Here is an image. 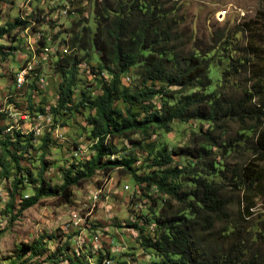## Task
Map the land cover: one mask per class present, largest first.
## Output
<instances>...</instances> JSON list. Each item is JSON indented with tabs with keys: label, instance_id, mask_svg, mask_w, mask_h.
I'll return each mask as SVG.
<instances>
[{
	"label": "trees",
	"instance_id": "1",
	"mask_svg": "<svg viewBox=\"0 0 264 264\" xmlns=\"http://www.w3.org/2000/svg\"><path fill=\"white\" fill-rule=\"evenodd\" d=\"M5 2L0 0V8ZM96 19L97 29L85 27L81 35L73 36L70 46L77 49L85 41L97 49L99 65L91 72L96 77L97 71L106 70L109 78L101 81L99 94L83 93L79 101V107L94 112L85 120L90 127L88 138L94 141V153L89 160L64 171L63 183L58 187H51L40 172L38 186L31 196L20 201L18 212L48 195L70 203L73 186L90 180L97 171L108 175L116 169L131 176L141 190H155L162 195L158 213L147 218L156 225L154 235L141 238L142 246L158 258L150 264H264V253L253 244L264 236V221L260 222L262 225L254 221L246 239L251 245L243 246L240 240L231 247H218L217 255L204 252L194 237L196 232L209 231L216 221L226 223L223 232L229 237V228L236 227L237 220L250 217L255 199L264 194V102L260 99L264 93V9L246 23L243 57L234 58L220 53L217 47L202 51L194 47L192 52L183 53L184 41L178 32L183 17L169 0H102ZM30 25L16 19L0 26V39L10 36L16 28L23 31ZM69 50L61 57L57 55L55 63V72L63 81L58 85L57 105L51 107L54 113L69 106L79 65L86 58ZM10 54L9 47L0 45V58ZM134 68L140 83L131 88L122 79ZM238 72L249 73L248 81L252 79L253 83L244 88L239 86L241 83H232V93L223 94L228 86L225 78ZM219 78L224 80L221 87L216 85L211 90L213 80ZM156 82L161 85L156 86ZM154 101H160V105ZM137 106L139 110L135 109ZM190 120L204 121L208 126L195 133L185 147L163 146L151 159L148 173L139 175L132 167L134 159L130 155L112 158L117 152L115 139L139 148L141 140H149L158 131H170L173 122ZM18 137L16 132L15 141L3 142L2 151L21 170L15 152L20 148L24 151L26 146L19 144ZM236 147L244 149L249 157L231 169L212 158L215 149H222L226 156ZM175 157H183L184 161H175ZM0 166L2 175L7 177L8 164L0 159ZM21 182L14 181V192ZM228 193L236 194V216L229 211L232 201ZM10 197L12 208L13 192ZM153 203L157 205L156 200ZM40 242L29 245L31 253H38ZM98 264H105L103 257Z\"/></svg>",
	"mask_w": 264,
	"mask_h": 264
},
{
	"label": "rangeland",
	"instance_id": "2",
	"mask_svg": "<svg viewBox=\"0 0 264 264\" xmlns=\"http://www.w3.org/2000/svg\"><path fill=\"white\" fill-rule=\"evenodd\" d=\"M101 1L6 0L1 5L0 26L16 19L28 21L31 25L23 31L16 28L10 36L0 39V45L9 47L12 53L0 58V159L10 168L8 176L4 177L0 166V264H98L101 257L105 264L158 261L151 250L142 246L141 238L154 235L156 225L147 218L158 213L162 195L155 190H141L131 176L116 169L108 175L97 171L90 180L73 186L70 203H61L56 196L48 195L18 212L20 201L31 196L38 186L36 179L40 172L51 187H58L63 183L64 171L84 163L94 153V141L88 138L90 127L85 121L94 112L79 107V101L83 93L99 94L101 81L109 78L106 70L97 71L96 77L91 72L99 65L97 49H92L85 41L77 49L70 46L73 36L81 35L85 27L97 29L96 11ZM169 1L183 17L178 28L184 41L183 53L192 52L194 47L201 51L217 47L220 53L232 58L243 57L246 23L253 20L259 9H264V0ZM68 48L86 58L79 65L69 106L54 113L51 107L57 105V89L63 81L55 72V63L57 55L61 57ZM135 70L124 75L122 82L125 86H139ZM215 72L213 69V79ZM248 79L249 73L239 72L225 78L228 86L223 94L232 93L233 87L229 86L232 83H241V88L250 86L253 80ZM222 81L221 78L213 80L210 89L216 85L219 89ZM155 85L161 84L156 82ZM260 99L264 102V93ZM154 103L160 105V101ZM117 104L123 108L121 102ZM135 109L139 110L140 106ZM207 126L206 122L199 120L175 121L170 131H158L149 140H141L139 148L115 139L117 152L112 158L130 155L137 173H148L151 159L163 146L169 149L185 147L195 133ZM233 129L235 131L236 127ZM16 132L19 133V144L26 146L24 151L20 148L15 152L21 170L15 168L13 159L3 155L2 151V143L15 141ZM232 135L234 137L235 132ZM241 147L226 156L222 149H215L212 158L231 169L249 157ZM8 148L14 152L12 146L8 145ZM174 159L184 161L183 157ZM16 179L22 182L14 192ZM31 179L35 182L32 183ZM12 192L14 202L9 208ZM229 197L232 201L229 211L236 216V194ZM251 213L246 220H237L236 227L229 228V237L223 232L227 225L221 221H216L207 232H196L197 245L211 255L217 253L218 247L227 248L229 244L231 247L240 240L242 245H251L246 239L252 232L254 221H264L258 219L264 216V194L255 199ZM36 241H41L42 248L33 254L29 245ZM253 244L264 253V236Z\"/></svg>",
	"mask_w": 264,
	"mask_h": 264
}]
</instances>
